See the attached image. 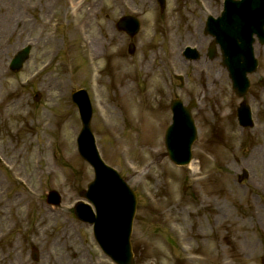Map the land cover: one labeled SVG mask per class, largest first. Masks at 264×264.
I'll list each match as a JSON object with an SVG mask.
<instances>
[{
	"label": "rangeland",
	"instance_id": "374dc122",
	"mask_svg": "<svg viewBox=\"0 0 264 264\" xmlns=\"http://www.w3.org/2000/svg\"><path fill=\"white\" fill-rule=\"evenodd\" d=\"M51 3L0 0V264H69L74 255L114 264L72 211L94 178L76 144L81 121L71 93L82 88L91 98L101 155L138 194L137 264H262L264 45L255 43L259 68L247 96L257 127L243 132L234 121L240 100L227 72L219 59L205 58L204 23L220 14L223 0H167L163 12L156 0ZM124 14L141 21L133 40L117 28ZM94 40L98 48L91 47ZM26 44L33 46L31 57L13 73L9 62ZM186 46H196L202 58L186 60ZM174 96L199 99L193 157L200 172L164 156ZM242 168L249 179L241 184ZM51 189L62 196L59 206L45 202ZM33 246L38 262L30 256Z\"/></svg>",
	"mask_w": 264,
	"mask_h": 264
},
{
	"label": "water",
	"instance_id": "95a60500",
	"mask_svg": "<svg viewBox=\"0 0 264 264\" xmlns=\"http://www.w3.org/2000/svg\"><path fill=\"white\" fill-rule=\"evenodd\" d=\"M251 1V0H250ZM252 1H257V0H252ZM250 3L248 0H242V1H233L229 0L228 6L231 8L229 11L230 14H233L232 21L228 22L226 21V16L223 19H220L217 22V27L216 30L219 31L220 33H224L229 35L230 37H235V33H237L238 29L233 30V28L237 25L235 20H239V24L242 27L243 26V21L241 20L240 13L242 11L247 10V6H249ZM225 19V20H224ZM263 20L261 22H255V23H248L246 25L247 32H246V37H250L253 32H262V26H263ZM128 24V22H126ZM243 28V27H242ZM219 36V35H218ZM219 41L222 44L224 50H225V56L226 58V63L229 64V59L228 57H231L232 64H231V75L233 76L234 82H235V87L238 85L241 89L243 87L247 86V81L245 78L246 72L249 69L248 66L246 65V60L245 59H240L238 58V54L235 56V53L237 52V49L240 47H243L244 44L239 45L238 42H235V45L232 47L233 48V53L234 56L232 57L230 54V50L226 49L225 43L223 40L219 37ZM249 47V44H248ZM24 53H21L19 56H17L14 60V65L19 66L21 65V62L24 59ZM248 57L250 60H247V63L254 62L255 61L252 59L251 53L248 52ZM246 65V66H245ZM233 67V69H232ZM248 68V69H247ZM242 85V86H241ZM88 125L85 127L84 132L82 134V138L85 137L87 138V135L89 136V129ZM189 126L187 125V128ZM191 127V128H190ZM188 128V140L186 143H184V148L182 155L175 154V150L171 151V156L173 157L174 160H177L178 162H185L189 159L190 157V143L194 140L195 138V131L192 126ZM90 146V140L89 144L87 147ZM92 151L90 152V155L88 157V160L94 165L96 169V181L91 184L90 189L100 191L103 188L102 185V180L104 179L105 175V180H107V186L104 185L103 189V196H104V201H100L99 199V194L96 195V206L99 208H102L104 205L107 207V233H103L101 235L98 234L97 237L102 236L101 238V244L104 247V249L107 251V253L110 254L119 264H133L132 261V254L129 246V235H130V229H131V220L133 218V211H134V206H135V196L134 194L125 186L123 180L118 176V174L112 170L111 168L105 166L102 161L100 160L97 152L94 150L91 146ZM88 155V152H86ZM106 188H107V194H106ZM119 188L120 191H116ZM110 194V196H109ZM105 218V217H104ZM106 219V218H105ZM106 242H107V247H106ZM118 252L121 255H116L115 252Z\"/></svg>",
	"mask_w": 264,
	"mask_h": 264
},
{
	"label": "bare ground",
	"instance_id": "6f19581e",
	"mask_svg": "<svg viewBox=\"0 0 264 264\" xmlns=\"http://www.w3.org/2000/svg\"><path fill=\"white\" fill-rule=\"evenodd\" d=\"M50 3H51V0H50ZM55 4V3H54ZM53 3H51V5L53 6L54 5ZM47 2L45 3V6L47 7ZM7 14H10V10L7 12ZM6 23L7 22H5V24L3 23V27H7V25H6ZM43 23L45 24V20L43 21ZM79 27V29L81 30V28H83V27H80V26H78ZM50 42H52V40H49L48 41V43H50ZM94 43H92L91 44V47H92V45H94L95 46V48H98L96 45H98V41L97 40H94L93 41ZM98 51V50H97ZM93 52V51H92ZM107 113H108V111H107ZM189 168L191 169V170H197V167H195V162H191L190 164H189ZM8 202H9V200H8ZM14 202L16 203V205H18L20 202H21V200H18V199H14ZM3 209V208H2ZM0 212L2 213V217H4L5 216V213L3 212V210H1V208H0ZM1 262H3V260L1 261ZM13 261L12 260H9V262L7 263V264H13L12 263ZM1 264H3V263H1ZM19 264H20V262H19ZM69 264H88V260H86V257L84 256V255H80V256H75L74 255V258L73 259H71L70 261H69Z\"/></svg>",
	"mask_w": 264,
	"mask_h": 264
}]
</instances>
